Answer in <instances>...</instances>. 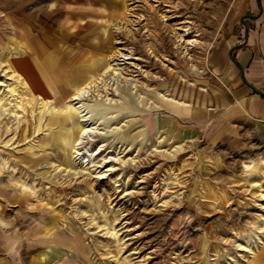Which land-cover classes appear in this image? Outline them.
<instances>
[{
  "label": "rangeland",
  "instance_id": "374dc122",
  "mask_svg": "<svg viewBox=\"0 0 264 264\" xmlns=\"http://www.w3.org/2000/svg\"><path fill=\"white\" fill-rule=\"evenodd\" d=\"M244 2L126 0L84 42L87 81L54 99L66 70L22 71L18 45L35 53L18 26L68 13L55 0H0V264L263 262L264 125L210 142L153 122L164 100L218 81L212 55ZM89 84L83 119L73 98ZM82 125L96 133L77 154Z\"/></svg>",
  "mask_w": 264,
  "mask_h": 264
},
{
  "label": "crops",
  "instance_id": "0c3cea01",
  "mask_svg": "<svg viewBox=\"0 0 264 264\" xmlns=\"http://www.w3.org/2000/svg\"><path fill=\"white\" fill-rule=\"evenodd\" d=\"M125 1L55 0L57 5L52 9L62 8L68 17L62 24L54 23L41 29L21 21L18 30L27 43L33 44L34 49H30L35 57L18 45L28 58L23 56L17 65L36 79L44 78L45 70L58 73L66 70L69 81L58 80L50 85L53 98H65L71 90L76 92L87 81V75L89 77L84 70L88 67L83 60L87 53L84 42L99 38L103 26L123 14ZM240 6L233 33L231 29L218 42L212 55L211 67L218 81L193 91L183 101L175 97L164 100L169 107L153 117L154 127H160L159 122L163 121L175 128V138L197 135L200 139L220 142L232 140L231 135H238L248 122L264 125V0H245ZM72 37L78 39L76 46L72 51H63L67 45L70 48ZM44 50L50 52L51 65L40 58ZM54 74L57 76V72ZM159 103L163 106L162 101ZM255 264H264V260Z\"/></svg>",
  "mask_w": 264,
  "mask_h": 264
},
{
  "label": "bare ground",
  "instance_id": "6f19581e",
  "mask_svg": "<svg viewBox=\"0 0 264 264\" xmlns=\"http://www.w3.org/2000/svg\"><path fill=\"white\" fill-rule=\"evenodd\" d=\"M124 59H128V57H124ZM112 65H114V66H117V64H112ZM116 69V68H115ZM116 73H117V71H116ZM115 74V73H114ZM119 74V73H118ZM117 76V75H116ZM92 88H93V86L91 85V84H89V85H87V86H85L84 88H82V89H80L79 90V92L76 94V96L73 98V101H75V107H76V109H78V111H79V113L81 114V117H83V119H84V117L85 116H82V114L84 113V111H83V108H85L84 107V100H85V98L88 96V95H90V92H91V90H92ZM162 96H163V98L165 97V95H164V93L163 94H161ZM51 107V106H50ZM77 111V110H76ZM89 117V116H88ZM83 121L84 120H82L81 122L83 123ZM86 122V121H85ZM88 123V122H87ZM86 123V124H87ZM83 126V125H82ZM94 128L92 129V128H88V126L87 125H84L83 126V132L81 133V134H79V136H78V138H77V143H76V145H75V152L77 153V154H80V151H81V147H82V145L84 144V143H86L85 142V140H87L88 138H87V136H91V133H93L94 131H96V130H94ZM94 133H96V132H94ZM79 152V153H78ZM97 153V152H96ZM98 175V174H97ZM101 179H104V178H101Z\"/></svg>",
  "mask_w": 264,
  "mask_h": 264
},
{
  "label": "water",
  "instance_id": "95a60500",
  "mask_svg": "<svg viewBox=\"0 0 264 264\" xmlns=\"http://www.w3.org/2000/svg\"><path fill=\"white\" fill-rule=\"evenodd\" d=\"M250 17V16H249ZM250 18H252V17H250ZM243 23H244V21H243ZM245 24V23H244ZM246 29H248V27L246 26ZM247 37V36H246ZM239 47H241V46H239Z\"/></svg>",
  "mask_w": 264,
  "mask_h": 264
}]
</instances>
